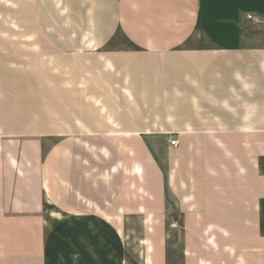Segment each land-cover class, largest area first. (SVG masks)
I'll use <instances>...</instances> for the list:
<instances>
[{"label": "crops", "instance_id": "0c3cea01", "mask_svg": "<svg viewBox=\"0 0 264 264\" xmlns=\"http://www.w3.org/2000/svg\"><path fill=\"white\" fill-rule=\"evenodd\" d=\"M0 264H264V0H0Z\"/></svg>", "mask_w": 264, "mask_h": 264}, {"label": "built area", "instance_id": "2783aa9c", "mask_svg": "<svg viewBox=\"0 0 264 264\" xmlns=\"http://www.w3.org/2000/svg\"><path fill=\"white\" fill-rule=\"evenodd\" d=\"M247 19L250 20V21H252V22H254V23H260V22H263V21H261L259 18L254 17V16H250V15L247 16ZM169 145L172 146V147H176V146H177V140H175V139H170V140H169Z\"/></svg>", "mask_w": 264, "mask_h": 264}]
</instances>
